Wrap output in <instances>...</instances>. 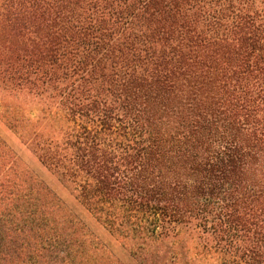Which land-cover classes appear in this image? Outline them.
I'll return each instance as SVG.
<instances>
[{
	"label": "trees",
	"instance_id": "obj_1",
	"mask_svg": "<svg viewBox=\"0 0 264 264\" xmlns=\"http://www.w3.org/2000/svg\"><path fill=\"white\" fill-rule=\"evenodd\" d=\"M0 121L137 264H264V0H0ZM0 264H126L1 136Z\"/></svg>",
	"mask_w": 264,
	"mask_h": 264
},
{
	"label": "rangeland",
	"instance_id": "obj_2",
	"mask_svg": "<svg viewBox=\"0 0 264 264\" xmlns=\"http://www.w3.org/2000/svg\"><path fill=\"white\" fill-rule=\"evenodd\" d=\"M0 136L16 152L22 162L26 164L39 178L43 179L60 196L76 215L111 247L114 253L126 264H137L127 251L112 238L107 230L91 217L83 205L75 199L73 194L63 187L60 182L39 162V160L20 142L18 137L0 121Z\"/></svg>",
	"mask_w": 264,
	"mask_h": 264
}]
</instances>
